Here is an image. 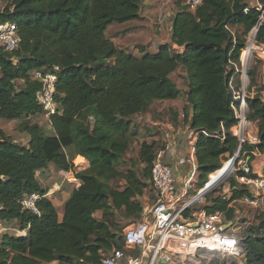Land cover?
<instances>
[{
    "label": "trees",
    "instance_id": "1",
    "mask_svg": "<svg viewBox=\"0 0 264 264\" xmlns=\"http://www.w3.org/2000/svg\"><path fill=\"white\" fill-rule=\"evenodd\" d=\"M141 3L9 0L0 10V23H15L19 37L11 52L0 46V119L14 121L15 130L28 136L26 144L15 145L0 128V222L16 221L18 230L25 231L0 233V264H100L102 254L123 248L122 220L141 216L138 198L147 186L145 180L159 146L140 143L138 160L145 166L139 172L121 171L117 164L133 141L131 117L153 101L174 99L182 93L186 97L183 121L190 116L189 128L199 133L195 187L202 188L208 176L233 156L238 139L229 132L235 122L229 60H238L246 37L257 25L255 40L264 44V0H258L260 6L245 0H202L194 11L181 6L172 19L171 42L155 53L141 48L136 56L116 47L105 30L112 23L136 19ZM99 56L106 62L91 67ZM41 69L56 74L58 110L48 117L51 134L32 121L42 112L35 100L41 83L32 78V72ZM179 69L183 89L170 77ZM255 88L246 116L261 118L260 143L245 144L244 150L264 152V82ZM191 107L194 111L189 115ZM221 127L223 140L201 133L214 134ZM66 149L84 157L87 167L77 170ZM49 164L63 172L73 171L80 182L64 202L61 219L46 197L48 189L36 176ZM117 180L119 185H114ZM229 183L234 188L231 198L217 196L204 209L234 222L236 210L229 204L249 192L234 178ZM30 194L38 196L36 212L21 203ZM191 210H185L184 216ZM255 220L243 228L238 241L245 264H264V210Z\"/></svg>",
    "mask_w": 264,
    "mask_h": 264
},
{
    "label": "built area",
    "instance_id": "2",
    "mask_svg": "<svg viewBox=\"0 0 264 264\" xmlns=\"http://www.w3.org/2000/svg\"><path fill=\"white\" fill-rule=\"evenodd\" d=\"M201 1L180 0L182 6L188 11H194ZM262 17H264V8ZM258 26L254 27L246 37L238 60H229L230 67L233 69L229 87L233 95L231 108L235 120L231 133L237 137L238 145L233 156L226 162L231 166L229 174L217 183L227 180L222 187V199L229 200L234 189L229 180L234 178L238 185L245 186L249 192V196H243L239 201L253 207L264 206V165L256 170L250 162V155L256 150H244L245 144L256 146L260 143L258 133L247 139L249 119L246 116L249 110L248 101L255 94L250 89L249 63L254 57L264 59V44L257 43L255 40ZM18 43L19 37L15 23H0V46L5 51L11 52L17 48ZM234 74L238 75L236 85L233 81ZM32 78L41 83L40 88L35 92V100L42 112L47 116L57 112L56 74L51 70L41 69L33 71ZM201 133L220 140H223L225 136L223 127L214 134L204 131ZM176 146V140L172 138L161 144L154 152L150 165L149 183L155 192V201L142 210L139 221L122 230L123 248L112 249L102 254L100 264H172L176 258L190 259L204 250L217 251L229 258H238L243 255L237 239L228 233L232 222H226L219 212L209 213L204 208H193L199 198L214 188H207L208 183L222 167L216 170L214 175H209L210 180L198 190L194 197L185 198L193 187L194 179L198 176V166L193 148L186 158L181 159V163L188 165L189 170L183 188L179 191L177 176L174 175L170 164L165 161V157L174 152ZM76 169L84 168L76 165ZM72 174L73 176L68 174L65 179L68 182L71 180L76 188L80 182L75 178L74 172ZM228 177L230 179H227ZM37 198L36 194L26 195L21 203L23 207L36 212L34 202ZM188 209L192 210L185 217L183 213ZM135 250L137 254H134Z\"/></svg>",
    "mask_w": 264,
    "mask_h": 264
},
{
    "label": "crops",
    "instance_id": "3",
    "mask_svg": "<svg viewBox=\"0 0 264 264\" xmlns=\"http://www.w3.org/2000/svg\"><path fill=\"white\" fill-rule=\"evenodd\" d=\"M255 3L254 6H260V4L257 1H255ZM251 5H253V3ZM181 6L182 4L180 0H142L138 17L136 19H133L125 23L110 24L105 30V35L107 36L108 39H110L114 43L116 47L125 49L131 52L133 55L136 56L140 55L141 48L144 49L146 52L155 53L157 52L160 46L171 42L172 19L175 13L177 12L178 8ZM173 47L175 49L180 50L176 46ZM251 61L254 64H256V62H259V67H258L259 77H257V83L263 84L264 59L259 57H254ZM250 71L252 72L251 67H250ZM250 75L252 76V83H254L253 72ZM233 81H234V85L238 84L237 74L233 75ZM254 85L255 84H250L251 86L250 89L252 92H254L255 90V87H253ZM183 88L184 87H179V89H183ZM261 94L264 100V89L261 92ZM185 106H187V103H186V97L184 96L183 93L174 99H167L162 101L156 100L153 101V103L145 111L132 116L130 123V129H132L133 125H137L138 128H140L139 126H147L150 128L148 132L146 131L148 129L144 128V130H139L137 132L138 136L134 135L135 138L140 141L139 143L155 142L156 144H158V146H160L164 142H167L172 138L174 140L175 138L177 143L176 150L168 154L165 157V161L170 164L174 175L177 176V187L179 188V191L183 188L189 170L188 165L181 163V159L186 158V156L191 152V149L193 148L195 149V145L198 139L197 132L189 128L188 122L190 116H188L186 121H183L182 115ZM191 110L192 107L188 109L189 115L192 114ZM260 124H261L260 117H255L252 120L249 119L247 139H250L252 135L258 133ZM49 129L50 130L48 134H51L52 133L51 126ZM231 131H232V125L229 127V132ZM24 137L25 138L23 139H15V140L16 142H21L22 140V143L25 142L24 144H26L28 141V136L24 134ZM68 151L71 152L70 149ZM71 154L72 155L69 157H71L72 161L74 160L73 164L75 168L76 165H80L81 168L87 167V161L84 157L80 155H74L72 152ZM251 155H252V157H250L251 165L256 170H258L262 165H264V152H259L256 150ZM55 173H59L60 175H62L64 177V180L68 176V174L69 175L71 174L73 176L72 174L73 172L71 170L63 172L58 168H56L53 164H49L47 169L45 170L38 171L36 176L38 181L40 182L43 176L49 177V179H51L52 177L51 175ZM197 177L196 179H194L193 187H195V184L197 182ZM66 182L67 184L63 187L62 185L61 186L53 185V187L55 188L54 189L52 188V191H50V193L47 192L48 195L46 194V197L53 202L59 219H61L63 215L64 202L69 197L71 190L74 188V183L71 180L69 182L68 181ZM145 183L147 184V186L143 189L142 195L138 198V200L142 204L143 209L149 207L155 201V192L153 191L148 178L145 180ZM120 185L122 186V184ZM51 194L54 195L52 196ZM185 198H189V193L188 196H186ZM240 202L242 201H239L238 199L236 202H232L229 205L232 204L236 205V203H240ZM100 215H101L100 212L96 213L97 217H100ZM140 219L141 216L136 220L123 219L122 224L125 225L126 227L130 224L139 221ZM0 223H1L0 224L1 232L9 230L8 224L10 222H0ZM231 226L232 224H230V227ZM15 231L17 232V234L25 233V231H20L18 229ZM193 258H202V257L198 253L197 256H194ZM181 259H185V258L182 257L176 258L175 261L179 262V260ZM231 259L234 260L237 264H245L244 255L238 258H231ZM51 264H55V262Z\"/></svg>",
    "mask_w": 264,
    "mask_h": 264
},
{
    "label": "rangeland",
    "instance_id": "4",
    "mask_svg": "<svg viewBox=\"0 0 264 264\" xmlns=\"http://www.w3.org/2000/svg\"><path fill=\"white\" fill-rule=\"evenodd\" d=\"M245 1L247 3H249L250 5L253 3L252 6H254L256 4L255 1L258 2V0H245ZM8 2H9V0H0V10H3ZM179 49H180L179 51H181V48H179ZM252 63H253L252 61L249 63V67L252 68V72H253V76H254V83H252V76L251 75H250L251 77L249 79V83L255 84L253 87L263 86L262 83H259V84L257 83V77H259V71H258L259 62H256V64H254V63L252 64ZM249 72H250V70H249ZM182 75H183V72L181 70H178L175 73H173L171 76L173 82L179 87H183ZM256 90L257 89L255 88L254 92H256ZM48 117L49 116H47L45 113L41 112V113L37 114L36 116H34L32 118V121L38 123L40 125V127L42 128V130L45 131L46 133H48L50 130L49 129L50 123H49ZM139 127L140 128H138L137 125H133V127L131 129V131L133 132V137H132L133 141H132L125 157L122 160H120L117 164V169H119L121 171H127V170L132 169V170L139 172L145 166L142 163H140L138 160V149H139L138 147L140 145V143H139L140 141L138 139H136L134 135L138 136L137 132L139 130H144V128L148 129V130H146L148 132L150 128L147 126H139ZM0 128L6 134L11 136L14 140L25 138L24 134H21L15 130V122L14 121H7L4 119H0ZM17 141H20V140H17ZM21 142H22V140H21ZM137 145H138V147H137ZM65 152H66L67 156L72 155L71 154L72 151L70 152V151L66 150ZM227 161H228V159L223 162L222 169L218 170L216 175L212 177L211 182L208 184L207 188H213V187L214 188L207 191V193L203 197L199 198L196 201V204L193 206L194 209L205 208L206 206L210 205L209 201L212 200L213 198H216L217 196L222 198V196H223L222 187L224 186V184L226 183L227 180L225 179L219 184H217V183L229 174L231 166L229 165V163H226ZM235 164H236V161H235ZM214 174H215L214 172L211 173V175H214ZM51 176H52L51 179H49V177L43 176L41 178V181H40L41 185L44 188L48 189V193H50V191H52V188L53 189L55 188V187H53V185H59V186L62 185V187H63L67 184V182L65 181L66 179L64 180V177L62 175H60L59 173H55ZM227 179H230V178L228 177ZM209 180H210V177L208 176V181ZM216 181H218V182L215 183ZM113 184L119 185L118 180L114 181ZM215 184H217V185H215ZM198 190H199V188H197V187H193L192 189H190L189 190L190 192H188L189 198L194 197L197 194ZM233 206L236 209L235 218H234V222H232V226L228 230V233L233 235V237L236 238L237 241H239V238L241 236L243 228L245 226H247V224H249V223H255L256 222L255 218L259 215V212L264 210V206L261 205V206H258L257 208H255V207H251L250 205H247L244 202L236 203V205L234 204ZM8 228H9L8 231H2V232H7L9 234H17V232L15 231L18 229V224L16 221H10V223L8 224ZM0 232H1V230H0ZM199 254L202 258L181 259V260H179V262L175 261L172 264H209V263H212L216 260L226 261V263L229 264L232 261L231 258H229V257H227V256H225V255H223L217 251L204 250V251L199 252Z\"/></svg>",
    "mask_w": 264,
    "mask_h": 264
},
{
    "label": "water",
    "instance_id": "5",
    "mask_svg": "<svg viewBox=\"0 0 264 264\" xmlns=\"http://www.w3.org/2000/svg\"><path fill=\"white\" fill-rule=\"evenodd\" d=\"M106 62V60H104L101 56H99L98 58H97V61L96 62H92L91 64H90V66L91 67H94V66H97V65H100V64H103V63H105ZM192 113H193V108H192ZM13 144H17V142L16 141H13Z\"/></svg>",
    "mask_w": 264,
    "mask_h": 264
},
{
    "label": "bare ground",
    "instance_id": "6",
    "mask_svg": "<svg viewBox=\"0 0 264 264\" xmlns=\"http://www.w3.org/2000/svg\"><path fill=\"white\" fill-rule=\"evenodd\" d=\"M210 182H211V181H210ZM210 182H209V183H210ZM217 182H218V181H216L215 183H217ZM209 183H208V184H209Z\"/></svg>",
    "mask_w": 264,
    "mask_h": 264
}]
</instances>
